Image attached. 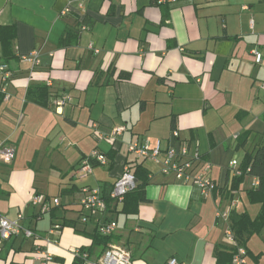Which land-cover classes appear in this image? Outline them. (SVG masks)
<instances>
[{"label":"crops","instance_id":"1","mask_svg":"<svg viewBox=\"0 0 264 264\" xmlns=\"http://www.w3.org/2000/svg\"><path fill=\"white\" fill-rule=\"evenodd\" d=\"M33 51L37 64L22 60ZM0 64L10 71L0 83V145L14 149L0 162V214L21 213L37 235L2 241L0 264H74L76 249H90L86 264H98L92 235L107 219L131 264H217L232 245L223 215L259 213L247 196L253 177L230 190L229 163L264 145V0H0ZM117 126L122 135L105 138ZM145 140L162 149L186 143L210 164L215 190L203 197L159 163L133 159L127 144ZM94 149L108 162L81 176ZM135 160L149 171L135 212L123 213V202L105 213L80 207L83 189L108 192ZM35 193L59 205L40 213ZM54 223L62 228L49 233ZM245 247L259 254L247 264H264V227Z\"/></svg>","mask_w":264,"mask_h":264},{"label":"built area","instance_id":"2","mask_svg":"<svg viewBox=\"0 0 264 264\" xmlns=\"http://www.w3.org/2000/svg\"><path fill=\"white\" fill-rule=\"evenodd\" d=\"M91 46V45H90ZM98 52L97 49H94ZM254 56V62L260 63L262 55L256 49L251 51ZM22 60L37 64V53L31 52L28 55H23ZM10 77V71L6 64H0V83L3 84ZM264 90V81L261 84ZM64 103L62 98L58 104ZM125 131L124 126H117L113 128L112 134L106 136L108 140L113 141L117 137L121 136ZM96 137H100L98 133H95ZM173 135L177 136V132L173 131ZM127 152L135 157V159H148L153 162L160 164V172L163 174H172L174 178L178 181L184 183H191L196 185L200 189V193L203 197L211 195L215 190V183L206 175V172L210 169V164L201 160L200 155L195 150H190L186 143L180 144L178 147H169L162 149L160 142L155 141L151 144L149 141L145 140L142 142L133 141L127 144ZM14 157V149L7 145H0V162L9 164ZM108 162L107 156L104 152L94 149L91 151L88 157L82 159L78 165V171L81 176L89 175L92 173V163L98 165H106ZM229 168L232 171V175L238 176L241 174L239 169V164L236 158L232 159L229 163ZM137 180L130 170L128 164L123 165V169L119 177L113 182L110 190L108 192H103V190L96 187H89L83 189L84 195L79 200L80 207L85 210L88 214L93 213H105L107 210V205L110 202L122 203L124 197L127 193L136 188ZM259 180L253 177L251 182V187H256ZM51 201V202H50ZM31 202L34 205L39 206V212L45 213L50 210L51 205H59L57 198L47 201L46 197L42 194L35 193ZM232 203L231 206H234ZM225 219L228 218V213H226ZM87 215H82L80 217L81 222L87 221ZM23 215L18 213L13 219L7 218L0 214V243L4 240L9 239L13 236L22 235L25 238H36L37 235L29 228L24 227L21 224ZM117 228V223L114 220L103 221L99 223L97 230L100 234L109 236L113 235ZM60 230L59 224H54L49 230V233H54ZM227 238L231 240L232 246L235 245L234 237L231 230L227 229ZM37 257L43 262L52 260L51 254L45 251L36 252ZM75 257H80L82 259V264H86L89 261V255L87 252L76 249L73 251ZM98 264H131V254L130 252L120 245L109 242L102 252L100 257L97 259ZM168 264H183L176 260V258L171 257ZM232 264H247L246 262V250L243 247H237L236 253L232 258Z\"/></svg>","mask_w":264,"mask_h":264},{"label":"trees","instance_id":"3","mask_svg":"<svg viewBox=\"0 0 264 264\" xmlns=\"http://www.w3.org/2000/svg\"><path fill=\"white\" fill-rule=\"evenodd\" d=\"M40 89L43 90L44 87H41ZM31 91L32 89L29 88L28 92ZM43 96L44 95H42V97ZM37 100L42 101L40 97H38ZM134 162H136V160ZM239 169L241 171V174L232 177L230 190L237 189L238 185L246 175L256 177L259 180V183L256 187H251L249 189V191L247 192V196L250 202L260 204V210L254 218H251L247 213H237L236 211H234V209L229 210V229L233 234L235 245H231L230 250L227 253L223 252L221 254H218L217 264H221V258L223 257L226 258L227 261L223 264H232V258L236 253L237 247L245 248L246 257L252 256L255 263H257L259 258V254L253 256L250 251L247 250L245 244L247 239L251 235L259 233L260 230L264 227V145L258 147L253 152H246L243 156L242 162L239 164ZM130 170L133 172L137 183L136 188L127 193L124 197L121 211L125 214L135 212L139 202L147 200L145 197V187L148 184L149 171L140 162L132 164L130 166ZM230 190H227V192H230ZM113 205H118V203L109 201L106 211L111 209ZM104 221L111 220L107 219ZM59 226L61 229V224H59ZM112 236L113 235H102L96 228V232L92 235L93 248L97 249L101 254L105 250L107 244L111 242ZM83 251L87 252L89 256L92 255V251H90V249ZM74 264H82V259L80 257H75Z\"/></svg>","mask_w":264,"mask_h":264},{"label":"rangeland","instance_id":"4","mask_svg":"<svg viewBox=\"0 0 264 264\" xmlns=\"http://www.w3.org/2000/svg\"><path fill=\"white\" fill-rule=\"evenodd\" d=\"M133 159H135V158H133ZM136 160L145 161V160H142V159H136ZM147 164H150V163L147 162ZM63 202H64V201H63Z\"/></svg>","mask_w":264,"mask_h":264}]
</instances>
